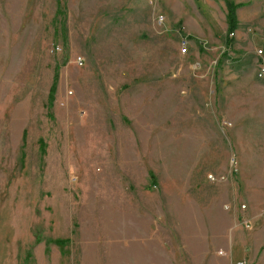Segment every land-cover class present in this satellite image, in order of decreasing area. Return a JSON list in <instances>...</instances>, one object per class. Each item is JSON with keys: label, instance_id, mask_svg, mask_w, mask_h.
Listing matches in <instances>:
<instances>
[{"label": "rangeland", "instance_id": "rangeland-1", "mask_svg": "<svg viewBox=\"0 0 264 264\" xmlns=\"http://www.w3.org/2000/svg\"><path fill=\"white\" fill-rule=\"evenodd\" d=\"M232 1L221 63L225 0H0V264H264V0Z\"/></svg>", "mask_w": 264, "mask_h": 264}, {"label": "trees", "instance_id": "trees-1", "mask_svg": "<svg viewBox=\"0 0 264 264\" xmlns=\"http://www.w3.org/2000/svg\"><path fill=\"white\" fill-rule=\"evenodd\" d=\"M226 7H227V39L225 43L226 50L221 56L220 62L228 56V54L232 51L233 46L235 44V40L233 38V35L236 33L239 25L238 17H237V11L242 7L241 4H235L232 0H225ZM219 62V63H220ZM222 63V62H221ZM57 76V74L55 75ZM57 89V78H55L53 82V86L51 87L50 90V97L53 98V96L56 93ZM50 99V100H51ZM150 177L154 178L153 173H150Z\"/></svg>", "mask_w": 264, "mask_h": 264}, {"label": "built area", "instance_id": "built-area-1", "mask_svg": "<svg viewBox=\"0 0 264 264\" xmlns=\"http://www.w3.org/2000/svg\"><path fill=\"white\" fill-rule=\"evenodd\" d=\"M188 43L186 40H183L181 42V52L183 54H186L187 51H188ZM258 55L259 57L261 58V62L260 64L258 65V68H257V76L259 79H264V56H263V51L262 50H259L258 51ZM236 264H247L246 260H240V261H237Z\"/></svg>", "mask_w": 264, "mask_h": 264}, {"label": "crops", "instance_id": "crops-1", "mask_svg": "<svg viewBox=\"0 0 264 264\" xmlns=\"http://www.w3.org/2000/svg\"><path fill=\"white\" fill-rule=\"evenodd\" d=\"M239 10V9H238Z\"/></svg>", "mask_w": 264, "mask_h": 264}]
</instances>
